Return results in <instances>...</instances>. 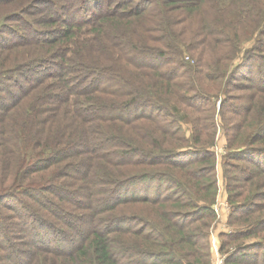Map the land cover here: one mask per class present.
<instances>
[{
  "label": "trees",
  "instance_id": "16d2710c",
  "mask_svg": "<svg viewBox=\"0 0 264 264\" xmlns=\"http://www.w3.org/2000/svg\"><path fill=\"white\" fill-rule=\"evenodd\" d=\"M263 15L0 0V264H212L218 122L224 264H264Z\"/></svg>",
  "mask_w": 264,
  "mask_h": 264
},
{
  "label": "rangeland",
  "instance_id": "374dc122",
  "mask_svg": "<svg viewBox=\"0 0 264 264\" xmlns=\"http://www.w3.org/2000/svg\"><path fill=\"white\" fill-rule=\"evenodd\" d=\"M264 21V15L263 19ZM254 37L251 39H246L243 40L240 44L241 51L238 54V57H240L243 54V50L250 47L251 44L254 41ZM186 58H188L186 56ZM238 59L236 58L234 60V63L237 62ZM183 128L187 134L190 133V121L188 118H184L182 121ZM216 140H215V145L213 146L214 151L216 152V178H217V186H218V192L216 195L215 202L213 204V207L216 212V218L210 228V232L208 235V241H209V247H210V253H211V263L213 264L214 260L216 261L218 255L223 254L222 251H220V244H221V236L222 233L229 232L233 230V228L228 224V218H229V213H230V203L228 202L227 198V190H226V181L224 177V172H223V155L227 151V142H226V137L224 134V131L222 129L221 123L218 122L217 124V131H216ZM226 195V204L228 207V216L225 222H222V215L223 212L221 211V198L222 195ZM224 225V227H220L221 225ZM220 227V228H218ZM217 256V257H216Z\"/></svg>",
  "mask_w": 264,
  "mask_h": 264
},
{
  "label": "crops",
  "instance_id": "0c3cea01",
  "mask_svg": "<svg viewBox=\"0 0 264 264\" xmlns=\"http://www.w3.org/2000/svg\"><path fill=\"white\" fill-rule=\"evenodd\" d=\"M220 200H221V211L223 212L221 220H222V222H225L227 219V216H228V212H229L227 204H226V195L223 194L222 198ZM220 227L222 228V227H224V225L222 224ZM220 227H218V228H220Z\"/></svg>",
  "mask_w": 264,
  "mask_h": 264
},
{
  "label": "built area",
  "instance_id": "2783aa9c",
  "mask_svg": "<svg viewBox=\"0 0 264 264\" xmlns=\"http://www.w3.org/2000/svg\"><path fill=\"white\" fill-rule=\"evenodd\" d=\"M224 257H225V254L220 253V255H218L216 261L214 260L213 264H224Z\"/></svg>",
  "mask_w": 264,
  "mask_h": 264
}]
</instances>
